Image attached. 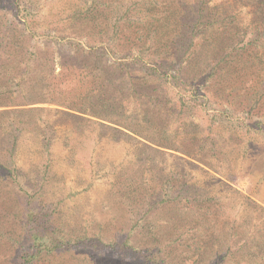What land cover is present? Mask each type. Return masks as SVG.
Returning <instances> with one entry per match:
<instances>
[{
  "label": "rangeland",
  "instance_id": "1",
  "mask_svg": "<svg viewBox=\"0 0 264 264\" xmlns=\"http://www.w3.org/2000/svg\"><path fill=\"white\" fill-rule=\"evenodd\" d=\"M24 253L264 264V6L0 0V264Z\"/></svg>",
  "mask_w": 264,
  "mask_h": 264
},
{
  "label": "trees",
  "instance_id": "2",
  "mask_svg": "<svg viewBox=\"0 0 264 264\" xmlns=\"http://www.w3.org/2000/svg\"><path fill=\"white\" fill-rule=\"evenodd\" d=\"M254 2H256L259 5L264 6V0H254ZM42 38L48 39V38H50V35H47V33H43ZM58 40L60 41V43L63 41L61 39H58ZM97 64H99V63L96 62L95 65H97ZM71 67L79 69V67L77 68L75 65H71ZM50 91L53 92L54 90L50 88ZM50 91H49V93H51ZM58 92L61 93V96H64L65 95L64 93H66L67 91H64V93H63L61 90H58ZM69 93H71V92H69ZM53 101H54V99L48 98L46 102L52 103ZM54 103H56V104L58 103L59 104L58 106H60V107H62V104H64V103L61 104L58 101H54ZM100 103L102 104V106L98 107L100 109V111L98 108L96 109V113H91V111H86L84 109H81L80 106H82V105H80L79 106L80 109H78V107H76L75 105L68 103L67 105H65V108L70 110L71 112H74L75 113L74 117L75 116L78 117L80 115L89 116L92 119H96L97 121H99L100 122V123H98L99 125H103V123H108V122L112 123V124L113 123L116 124V123H118L117 121L122 120V118L126 122V120H127L126 118H128V116H125L124 112L126 111L127 106H125V104H123V101H121V100L112 101V102L104 101V102H100ZM128 106H129V104H128ZM90 122H91V119H90ZM120 123H123V122H120ZM120 123H118V125H121ZM152 123H153V121H152ZM121 128L124 129L123 126H121ZM125 128H128V127L125 126ZM1 169L6 171V168L5 169L1 168ZM1 176L2 177L4 176L3 172L1 173ZM35 256H36L35 253H32V254L24 253L23 254L24 264H29Z\"/></svg>",
  "mask_w": 264,
  "mask_h": 264
}]
</instances>
